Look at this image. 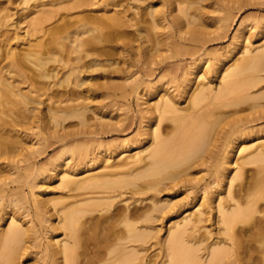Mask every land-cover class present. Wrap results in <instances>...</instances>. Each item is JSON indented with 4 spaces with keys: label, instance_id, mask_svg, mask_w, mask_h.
Wrapping results in <instances>:
<instances>
[{
    "label": "rangeland",
    "instance_id": "rangeland-1",
    "mask_svg": "<svg viewBox=\"0 0 264 264\" xmlns=\"http://www.w3.org/2000/svg\"><path fill=\"white\" fill-rule=\"evenodd\" d=\"M150 4L156 21L145 12ZM182 5L180 0H0V68L6 50L26 52L38 40L48 44L58 37V44L49 42L50 47L55 46L58 60L47 63L48 75L41 76L30 63L20 73L1 68V75L25 99L15 96L24 104V117L8 128L16 140L14 148L0 153V229L11 218L29 228L23 248L17 252V264H54L48 251L64 233L55 227L62 212L49 199L67 190L60 185L65 168L73 169L74 177L100 170H87L101 164L96 162L100 143L125 145L116 159L136 156L140 146L148 144L146 123L154 121L150 110L156 101L167 97L181 113L195 114L198 111L191 108L188 98L194 88L209 86L214 94L223 84L227 68L244 56L264 52V0H191L185 8ZM43 7L49 12L39 11ZM113 14L129 19L128 24L117 29L107 26V15ZM75 38L81 41L78 46ZM245 75L256 80L242 90L247 98L222 93L204 101L213 102L203 112L209 113L206 119L212 122L209 142L177 167L182 166L174 179L166 178L155 188L140 186V193L134 195L135 184L113 187L118 189L114 191L108 186L98 189L113 194L111 209H148L154 198L168 197L175 202L167 213L154 211V216L140 221L150 232L141 243L142 264H160L165 259L158 237L164 239L174 220L196 209L202 219L189 231L193 238H202L197 253L205 259L208 244L229 243L218 211L212 209L213 190L219 191L227 208L237 199L233 190L253 177L255 181L254 171L264 166V161H256L238 167L243 157L250 158L255 145L264 142V69ZM64 105H83V119L70 117L48 127L45 114ZM178 125L174 117L159 120L166 139L174 140ZM184 126L180 127L185 130ZM248 145L252 148L239 151ZM232 153L238 164H225V155ZM231 175L233 190L229 192ZM141 180L136 183L141 185ZM84 190L74 192L82 198ZM260 200V207L264 206V199ZM40 204L41 210L37 209ZM98 230H89L92 234L85 230L87 249L90 244L89 249L100 248L104 242L106 232ZM51 233L55 241L50 240Z\"/></svg>",
    "mask_w": 264,
    "mask_h": 264
},
{
    "label": "bare ground",
    "instance_id": "bare-ground-1",
    "mask_svg": "<svg viewBox=\"0 0 264 264\" xmlns=\"http://www.w3.org/2000/svg\"><path fill=\"white\" fill-rule=\"evenodd\" d=\"M189 2L191 0H180V3L183 4L181 8H185ZM149 6L150 8L145 12L152 16L153 21H156L157 17L154 16L155 9H152L153 4ZM43 8L39 11L43 12L44 10V12H49L50 10L46 7ZM107 17V19L105 17L104 19L105 21L109 20L108 22L110 24L108 23L106 25L115 27V29L129 22V19L127 20V18L125 19L124 16L120 15L113 14L112 16L107 15ZM98 25L102 26L100 24ZM35 27L38 26L35 25ZM92 29H94L93 25ZM74 40L76 41V46L81 44L80 39V43L76 38ZM49 42L58 44V37H53ZM36 43L35 47L26 52H16L12 49L6 50L4 54L6 61L1 65V68H5L4 70L6 72L13 73L15 71V73H20L21 69L27 67L28 63H30L34 67L32 69L37 70L41 76L48 75L47 63L50 60H58L55 56L56 48L55 46L50 47V44L47 46L48 44L46 42L40 40ZM1 68L0 153L7 152L11 148L13 150L14 148L12 144H15L16 140L8 128L12 127V123H18L17 118L24 117V104H21L20 100L25 101L24 97L16 92L14 85H11L12 83L1 75ZM260 69H264V52L244 56L238 59L231 67L227 68L225 75L222 76L223 84L220 88L218 86L214 94H211L212 88L209 86H197L194 88L188 94V98L191 108L198 111L195 114L190 111L188 113H181L174 100L161 97L160 100L154 103V106L150 110L152 113L151 118H154V121L148 124L146 123L148 135H150L148 144L145 147L140 146L141 148L136 153V156L130 155L128 158L116 159L115 157L124 151L123 147L125 145H121L120 143H100L101 148L98 147L96 152V162L101 161V164L93 167L87 165L88 171H90L89 169L97 167L100 170L92 173L87 172L84 175L74 177L77 173L73 169L65 168L60 176V185L67 190L64 194L50 197L49 199L54 208L62 212L58 224L55 227L62 229L64 233V238L57 241L58 244H54L52 249L48 251V256L55 259L54 264H101L102 261L109 264H142L140 255L141 243L148 238L150 232L144 230L140 221L154 216V211H158L159 214L167 213L173 208L175 202L172 201V198L168 197L164 199L154 198L152 206H149L148 209L141 210L137 206L132 208L128 207V209L125 207L111 209L114 199L113 194L109 193V190L99 191L98 189L107 188V186L111 189L113 187L121 188L126 185L135 184L136 186L131 191L132 195H134L140 193V186L147 189L155 188L158 183L166 178L174 179L179 173V168L177 167L185 163L189 158L191 159L195 153L198 154L197 151L201 150L209 142L208 139L210 137L212 122L206 119L209 113L203 112L213 102L204 101L211 95L214 98H219L222 93H237L238 99L247 98L246 94L242 95V90L246 85L254 84L256 80L252 77L249 78L245 74L249 71L253 72ZM16 95H19L21 99L15 97ZM82 107L83 105L79 107L74 105L56 107L48 115L47 113L45 114L47 126L51 128L54 124H59V122L70 117H78L82 120ZM154 111H158V114L155 115ZM6 116H9L10 119L7 120ZM162 117L176 118L179 125L173 133L174 138L173 136L172 138L174 140L171 138L166 139V135L163 136L164 129L159 126V120ZM180 126H184L186 129L184 130ZM247 148H252V145L242 146L239 148V151L244 152L243 150ZM250 152H252L251 154L249 153L250 158L243 157L240 162L236 160L238 157L235 158L234 153L229 156L225 155L224 162L225 164H232L238 161V167L243 168L245 163L251 164L250 162L264 161V142L255 145ZM224 168L225 166L222 167V169ZM240 171L242 172L243 170ZM241 172H237V175ZM254 174L256 175L255 181L253 177V181H250V183H247V180L244 184L241 182L240 187L238 189L236 188V190L231 189L232 178H234L235 173L233 174L234 176L231 175L228 191L232 192L233 190L237 199H235L233 205L228 204L227 208H225L222 202L219 191H216V188L213 190L214 195L212 199H214L212 200V209L218 211V221L223 225V230L229 240L228 244L214 241L212 243L215 246L211 248L208 247L212 243L208 244L205 259L197 253L196 250L199 248L198 242L202 238H193L190 233L195 228L197 222L202 219L200 211L196 209L186 213L180 219L174 220L173 225L168 228L164 239L158 237L161 248L165 251V259L160 264H264V206L261 205L260 207V199H264V166L254 171ZM139 179L143 180V182L141 180V185L136 183ZM117 188L112 189V191ZM80 189H85L82 195L86 196L79 198L80 194L74 192ZM68 191H71V193ZM105 191H107V194H105ZM97 193L101 194L97 195ZM39 194L40 192L37 195ZM63 198H70V200L66 202L63 201ZM138 198L135 197L134 199L137 200ZM39 200L42 202L40 198ZM57 204L62 205L61 207H57L59 206ZM37 209L41 210L42 205L40 204ZM94 212L99 213L96 214ZM255 213H259L260 215H255ZM87 214L89 216L86 220L90 223L88 226H85L87 222L86 220L82 222V218ZM47 218L45 216L44 220ZM81 225L82 229L79 230ZM92 229H100L101 231L99 233L101 234L106 232L104 235L107 236L102 235L104 236L103 243L106 242V244L102 243L103 246L102 244L100 245L102 248H95L94 246L95 249L93 247L89 249V246H92L90 244L87 249L86 245H84L85 234H92V231H89ZM28 230V227L23 226L13 218H11L5 228L0 229V264H17V252L22 250L25 240L24 235ZM85 230L87 233H84L86 232ZM45 231L51 232V229H46ZM49 238L51 241H55L53 240L54 234L51 233ZM93 245H96V243Z\"/></svg>",
    "mask_w": 264,
    "mask_h": 264
}]
</instances>
